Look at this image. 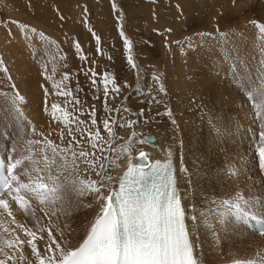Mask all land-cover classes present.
I'll return each mask as SVG.
<instances>
[{"label":"rangeland","instance_id":"1","mask_svg":"<svg viewBox=\"0 0 264 264\" xmlns=\"http://www.w3.org/2000/svg\"><path fill=\"white\" fill-rule=\"evenodd\" d=\"M113 3L116 4L117 11H113ZM85 6L87 12H85ZM178 14H181L180 17ZM61 16L64 19H61ZM6 20H16L30 27H35L37 32H44L50 40L56 43L50 45L45 40L34 44L31 39L26 40L25 33L16 26H0V59L4 61V65L0 67V82L6 81L0 87V129L6 130L3 124L12 106L10 96L17 94L22 97L26 96L24 92L27 90L30 93L33 86L30 81L40 82L39 80L46 79V76L51 77L46 81L53 84L57 83L56 85H60L62 89L64 85H67L68 90L73 92L74 98L79 99L80 104L69 102V106L73 108L75 115L80 120L88 118L91 124L92 113L95 112L94 118L97 120V124L94 127L91 125V129L101 132L103 142L112 139L103 127V121L106 119L118 122L140 120L141 126H137L138 123L135 125L137 138L140 139L145 134L147 136L161 134L159 128L170 123L167 114L168 108H173L172 111L177 110L182 113L178 119L181 123L177 120L179 125L181 124V126L186 127V130H189L187 131L189 140L186 141L189 142L193 138L195 140H193L194 145L199 146L204 142L200 146V153H204L201 160L210 169L213 167V172L219 173L218 175L217 172L213 174L212 183H209L208 188L210 190L207 189V193L214 196L213 199L215 200L213 201L232 196V193L234 195L237 191L240 192L241 188V193L252 194V196L259 194L258 196L263 198V193L258 186L259 182L257 183L254 179L257 178L256 174L261 173L258 166L257 151L260 146L259 119H254V109L250 103V108L247 106L248 100L245 99L243 91L251 80H256L259 83L264 79V34L259 31V25L264 24V0H235V3L233 0H0V23ZM253 21L256 23L253 24ZM121 27L131 42V51L126 50L123 38L119 34ZM167 29H171V31L169 32ZM93 32L100 37L99 42L92 35ZM28 35L31 38V32ZM77 41L81 45L79 49L75 47ZM49 50H51L52 55H48ZM85 55L88 57L87 60L82 59ZM129 55L133 57L135 63L137 62V67L140 69V80L145 84L142 90L145 93L142 94L143 96H132L129 99L131 100L129 102L131 110L126 106L124 99L128 93L129 95L132 94L136 87L138 70L137 68L133 69L128 64L127 57ZM5 67L8 69L7 72L3 71ZM89 69L98 74L108 73L117 84L121 85V91L119 93L110 91L106 98L103 77H96L97 83L93 85L91 83L92 77L88 74ZM65 73L70 76L69 80L62 79ZM212 75L213 77H211ZM9 76L12 77L11 80H8ZM125 81L127 87L123 86ZM11 85H15V87L11 92H8L7 90ZM18 85L22 88L17 87ZM161 85L166 89L168 98L159 91ZM25 87L27 88L24 90ZM16 88L18 90H15ZM109 88H111V83ZM19 89H22L23 93ZM15 91H20L21 94H16ZM2 93H7V95ZM203 95L205 98L207 97L208 101ZM214 98L215 100H212ZM23 100L25 99L23 98ZM71 100L72 98H69V101ZM236 104L240 106L238 107L241 110ZM231 107H234L235 113ZM116 109H121V111L117 113ZM123 109H128V111H123ZM142 109L144 110L143 115L140 114ZM232 116H236V118ZM238 119H243V121ZM210 121H215V124H210ZM116 128L113 126V130ZM118 129L125 130L126 128L118 127ZM206 129H209V133ZM228 134L233 135V137L238 136V138L235 137L234 139ZM0 138H3L1 133ZM215 138L217 143L212 142ZM252 138L255 140L253 144L250 143ZM224 139L228 145L225 144ZM204 140L213 145L210 148L215 150L205 148L206 142ZM229 140H232L231 143ZM232 143L237 145L238 151L236 153L243 154L237 153L239 156L236 154L235 157V153L230 147L233 145ZM6 145L9 147L11 142H7ZM238 147H241L240 149L245 147L243 150L246 153L242 150L240 152ZM247 150L255 157L251 159L252 165L246 159ZM214 153H218L219 157ZM244 156L243 159L246 161L243 160L242 162ZM237 157L241 159V162L238 161ZM210 161L214 162L212 163L213 166H210ZM225 163L228 165L227 168ZM229 163L236 167L242 163L243 168L240 167L246 171L243 170V172L240 167H237L240 168L238 170ZM252 168L255 170L253 171ZM232 169L233 171H231ZM257 170L260 171L257 172ZM233 172L242 173L237 176ZM235 175L239 180L233 178ZM219 176L223 180H220ZM215 177L219 179L216 180ZM228 178L230 185H233L228 184ZM212 179L216 180L217 184H214ZM218 181L221 183L220 185H218ZM222 181L225 183L222 184ZM251 183L255 185H251ZM225 184L227 187L224 188ZM238 184L240 188L237 187ZM232 187L237 191L233 190L232 192ZM218 188H222L219 189L220 192ZM243 189L245 190L243 191ZM252 190L257 191V193L253 194ZM197 205L198 215L200 214L202 221H205L203 216L206 213H203V209L207 207L204 206L207 203ZM200 209L202 210L200 211ZM210 209L207 212V217H211L206 218L208 224L210 223L209 220L211 221L213 218ZM260 214L257 208V215L263 217ZM240 225L244 227L238 223L236 230H234V241H236L234 246L236 248L243 245L241 243L243 240L241 238L242 233L238 229ZM246 241L254 244L253 240Z\"/></svg>","mask_w":264,"mask_h":264},{"label":"snow or ice","instance_id":"2","mask_svg":"<svg viewBox=\"0 0 264 264\" xmlns=\"http://www.w3.org/2000/svg\"><path fill=\"white\" fill-rule=\"evenodd\" d=\"M112 8L117 11L115 3ZM60 18L64 19L63 16ZM4 25L16 26L25 33V39H31L34 44L45 40L50 45L56 43L44 32H37L35 27L20 21L0 23V26ZM259 31L264 34V24L259 25ZM119 34L126 50L131 51L132 45L123 27ZM92 35L97 42L100 41L95 32ZM75 47L81 48L78 41ZM48 55H52L51 50ZM82 59L87 60L88 57L85 55ZM127 62L133 69L137 68L131 55ZM3 65L4 61L0 59V67ZM3 71L8 69L5 67ZM88 74L93 85L97 83L96 77H103L106 98L110 91H121V85L108 73L98 74L89 69ZM11 79L9 76L8 80ZM62 79L69 80L70 76L65 73ZM5 82H0V87ZM123 86H128L126 81ZM14 87L11 85L7 91L11 92ZM55 88L56 94L64 96L66 101L72 98L70 102L81 103L67 85L63 89L60 85H55ZM159 91L167 94L163 85ZM243 94L254 109V119H259L258 166L264 171V79L259 83L251 80ZM10 100L17 116L22 117L17 104L23 97L17 94ZM49 107L51 119L62 122L67 128L70 138L67 144L63 142V132L61 143H55L44 133H37L29 124L24 135L28 136L30 131L32 137L41 139L14 140L11 150L7 147L0 150V264H201L195 254L196 229H190L186 223V196H182L178 189L171 162L150 161L151 153L141 149L134 164L135 131L131 132L120 150L114 147L119 136L113 126L134 129L139 121H103L104 130L112 137L107 142L108 150L115 156L105 155L104 163L98 165L100 157L96 151H105L101 145V132L88 131V143L92 149L88 151L76 140V133L83 137L85 129L81 125L85 122L74 118L57 103L46 106L45 111ZM115 111L119 113L121 109ZM58 112L62 114L58 115ZM140 114H144L143 109ZM167 114L172 115L171 111ZM92 116L91 125L95 126V112ZM172 123L176 121L173 119ZM72 124L76 125L75 130ZM210 124L214 125L215 121H210ZM147 142L144 138L136 141L140 145ZM168 155L171 156V152ZM124 158L128 160L126 171L119 178L110 174L109 170L118 168L119 161ZM93 173L97 178H92ZM235 174L238 176L239 172ZM82 198H90L91 203L83 205ZM212 203L214 208L210 211L217 224L229 225L232 222L231 226L235 227L238 223L256 220L264 227V217L257 215L258 206L264 209V199L260 197L237 191L235 195ZM81 206L95 207L96 215L85 224L75 225L73 213ZM191 219L200 218L193 216ZM232 264H264V251L258 252L253 259H234Z\"/></svg>","mask_w":264,"mask_h":264},{"label":"bare ground","instance_id":"3","mask_svg":"<svg viewBox=\"0 0 264 264\" xmlns=\"http://www.w3.org/2000/svg\"><path fill=\"white\" fill-rule=\"evenodd\" d=\"M64 4V3H63ZM171 7V6H170ZM67 8V7H66ZM161 10V9H160ZM66 11V10H65ZM152 11V10H151ZM153 13V12H152ZM181 15V14H178V16ZM33 16V15H32ZM36 17V16H34ZM180 17V16H179ZM33 18V17H32ZM75 22V21H74ZM19 36V35H18ZM7 40V39H6ZM3 42V41H1ZM42 49V48H41ZM11 54V53H10ZM11 56V55H10ZM10 58V57H9ZM8 60V58H7ZM14 61V60H13ZM137 63V62H136ZM20 66V65H19ZM139 66V65H138ZM178 66V65H177ZM218 66V65H217ZM46 67V66H44ZM180 67V66H179ZM178 67V68H179ZM193 67V66H192ZM47 69V68H46ZM182 69V68H181ZM192 69V68H191ZM51 70V69H50ZM137 78L138 80L136 81L137 84H136V87L134 88V90L132 91V94L129 95V93L125 96V104L126 106L128 107L129 110H131L129 108V102L131 100H129L132 96H143L145 93H143V87L145 84H143L140 80V69L137 67ZM46 71V70H45ZM80 72V71H79ZM27 74V73H26ZM25 75V74H24ZM42 75V74H40ZM197 75V74H196ZM208 75H209V72H208ZM214 75V74H213ZM213 75L211 77H213ZM181 76V75H180ZM216 76V75H215ZM39 77V75H38ZM37 77V78H38ZM43 77V76H42ZM41 77V78H42ZM21 78V77H20ZM170 78V77H169ZM202 78V76H201ZM218 78V77H217ZM212 79V78H211ZM215 79V78H214ZM200 80V78H199ZM202 80V79H201ZM210 80V78H209ZM221 80V78H220ZM40 82H33V81H30L31 84H33L32 88H31V92L28 93L27 90L24 92L26 93V96L24 95L23 98L25 100H22L20 103L17 104V107L20 109V112L22 113V117H18L17 116V113H16V110L11 106V108L9 109L8 113H7V117L5 119V122H4V126H5V129L6 130H2L0 129V133L2 134L3 138H0V150H3L4 147H7L6 143L7 142H11V145L9 147H7L9 150H11V147L13 145V142L14 140H18V139H23L25 142L27 139H31V138H37V139H41V137L39 136H36V137H32L31 136V133L29 131V135L28 136H25L24 135V132L26 130H28V125L31 124L35 129H36V132L37 133H44L46 136H48L49 139H52L55 143H61V140H60V136H61V133L63 132L64 134V144H67L68 140L70 139L68 136H67V128L64 127L63 123H57L56 121H53L51 119V116H50V112H51V109L50 107L48 108V111H45V108L46 106H49L51 105L52 103H57L59 105H61V108L62 109H66L69 113L72 114V116L75 118L77 117L75 115V112L73 111V108H71L69 106V102L70 101H66L65 98L61 95H57L56 94V88H55V85L57 84H53L49 81H46V79H41L39 80ZM179 81V80H178ZM198 81V80H197ZM206 81V80H205ZM212 81V80H211ZM216 81V80H215ZM218 81V80H217ZM53 82V81H52ZM172 82V81H171ZM198 82H201V81H198ZM197 82V84H198ZM207 82V81H206ZM210 82V81H209ZM208 82V83H209ZM214 82V81H213ZM219 82V81H218ZM29 83V84H30ZM204 83V82H203ZM216 83V82H215ZM173 84V83H172ZM180 84V83H179ZM205 84V83H204ZM200 86V84H198ZM208 86V84H206ZM211 85H212V82H211ZM224 85V84H223ZM222 85V86H223ZM20 85H18L17 87H19ZM25 86V85H24ZM30 86V87H31ZM179 86V85H178ZM183 86V84H182ZM185 86V85H184ZM146 87V86H145ZM193 87V86H192ZM20 88H22V86H20ZM27 87L24 88V90L26 89ZM29 88V87H28ZM183 88V87H182ZM214 88V87H213ZM216 88V86H215ZM222 88V87H221ZM176 89V88H175ZM202 89V87H201ZM207 89V88H206ZM205 89V90H206ZM223 89V88H222ZM15 90H18L17 88ZM20 91L22 89H19ZM181 90V89H180ZM179 90V91H180ZM204 90V91H205ZM212 90V89H211ZM225 90V88H224ZM228 90V89H227ZM226 90V91H227ZM20 91H15L16 94L17 93H20ZM206 92V91H205ZM210 92V91H209ZM217 92V90H216ZM224 92V91H223ZM228 92V91H227ZM233 92V90H232ZM21 93H23V91H21ZM20 93V94H21ZM47 93V94H46ZM194 93V92H193ZM204 93V92H203ZM208 93V91H207ZM206 93V94H207ZM226 93V92H225ZM143 94V95H142ZM197 94V93H196ZM199 94V93H198ZM201 94V93H200ZM211 94V93H210ZM208 94V95H210ZM214 94V93H212ZM227 94V93H226ZM19 95V94H18ZM23 95V94H22ZM222 95V93H221ZM232 95V93H231ZM234 95V94H233ZM169 96V95H168ZM180 96V95H179ZM206 96V95H205ZM213 96V95H212ZM224 96V94H223ZM228 96V95H227ZM12 97V96H10ZM165 97H167V95L165 94ZM176 97V96H175ZM202 97V96H201ZM204 97V95H203ZM215 97V95H214ZM218 98V96H216ZM234 97V96H233ZM168 98V97H167ZM205 98V97H204ZM212 98V97H211ZM229 98H230V93H229ZM207 100V97L205 98ZM234 99V98H233ZM168 100V99H167ZM212 100H215L212 99ZM232 100V99H231ZM238 100V99H237ZM241 100V99H239ZM243 100V99H242ZM141 101V100H140ZM208 101V100H207ZM234 101V100H233ZM5 102V100H4ZM10 102V101H9ZM217 102V101H216ZM215 102V103H216ZM223 102V101H222ZM221 102V103H222ZM229 102V101H228ZM232 102V101H231ZM6 103V102H5ZM171 104V103H170ZM190 104V103H188ZM212 104V103H211ZM220 104V103H219ZM224 104V103H223ZM214 105V103H213ZM222 105V104H221ZM220 105V106H221ZM231 105V103H230ZM241 105V103H240ZM10 106V105H8ZM173 106V105H172ZM189 106V105H188ZM234 106V105H232ZM236 106L238 107L239 105L236 104ZM235 106V107H236ZM171 107V106H170ZM191 107V106H189ZM188 107V108H189ZM217 107V106H215ZM225 107V106H223ZM240 107V106H239ZM238 107V108H239ZM232 108V107H231ZM234 108V107H233ZM232 108V109H233ZM173 109V108H172ZM172 109L168 108L169 111H171L172 115L169 116V120H170V123L167 124L166 126L163 125V127L159 128L161 129V134H156L155 136H147L146 134L141 136V138H144V139H147L148 142L144 145H140V144H137L136 141L138 140V135L133 139V144L135 146V150L133 152V163L135 164L136 163V159L135 157L138 155V151L143 149L147 152H150L151 153V156H150V161H154L156 159H159L161 160L162 162L164 161H171L174 166H175V169H176V176H177V182H178V189L181 193L182 196H186V200L184 201V203L186 204V208H187V216H188V220L186 221V223L188 224L189 228L192 229V228H195L196 229V232H195V242H196V248H195V254L196 256L198 257V259L200 260L201 264H232V261L234 259H238V258H246V253H247V258L248 259H253L256 257V254L258 252H262L264 251V236H258L256 235L255 233L253 232H249V230L247 229V224H244V223H241L242 225H244V227H242L241 225V228L240 226H238V229L240 230V232L242 233V237L243 240L241 241V243H243V245H239V247H235L234 246V241L235 238H234V230H236V227L238 224H236L235 227H232L231 226V223L229 225H222V224H217L214 219L212 218L211 221L209 220V224L207 223V221H202V217L201 215L199 214L198 215V205L197 204H205L207 203V205H204V206H207L205 209H203V213H206L208 212V210L210 208H214V207H211L213 206V197L214 196H210L208 193H207V189L209 188V183H212L211 181V177L213 176V174H216V172H213V167L210 169L209 167H207V165L205 164L204 161H202L201 159L203 158L202 157V154L204 153H200L201 152V145L204 144H201L200 146L199 145H194L193 143V138L187 142L186 140L188 139L187 138V131L189 130H186V127L185 126H181V124L179 125L178 123V119L179 118V115L182 116V113L178 112L176 109V111H172ZM192 109V108H190ZM231 109V111H232ZM241 110V108H239ZM238 109V110H239ZM243 109V108H242ZM218 110V109H217ZM220 110V109H219ZM226 110V109H225ZM223 110V111H225ZM239 110V111H240ZM234 113L236 112L234 109H233ZM232 111V112H233ZM238 111V112H239ZM243 111V110H242ZM1 112V111H0ZM188 112V111H187ZM224 113V112H223ZM221 113V114H223ZM228 113V112H227ZM231 113V112H229ZM240 113V112H239ZM243 113V112H242ZM241 113V114H242ZM62 112H58V115H61ZM185 114V113H184ZM238 113H236L237 115ZM189 115V114H188ZM225 115V114H224ZM227 115V114H226ZM232 115V114H231ZM235 115V114H233ZM244 115V114H243ZM167 116V115H166ZM239 116V114H238ZM241 117H244L242 115H240ZM189 117V116H188ZM231 117V116H230ZM233 117V116H232ZM228 118V117H227ZM233 118H236L233 117ZM239 118V117H238ZM175 120L176 123L173 124L172 123V120ZM189 119V118H188ZM84 122L87 121L89 123V120L88 118L86 119H82ZM178 120V121H177ZM195 120V119H193ZM240 120V119H238ZM3 121V120H2ZM140 121V120H139ZM188 121V120H187ZM197 121V120H196ZM227 121V120H225ZM234 121V120H233ZM240 121H243L240 120ZM161 122V120H160ZM180 122V121H179ZM235 122V121H234ZM88 123L84 125H81L82 128L85 129L84 133H83V137L81 136L80 133H76V140H79L81 142V144H83L86 148V150L88 151H92L91 149V146L90 144L88 143V131L91 130L92 132H95L96 130L94 129H91V124ZM181 123V122H180ZM226 123V122H225ZM240 123V122H239ZM159 125V124H158ZM230 125V123H229ZM241 125V124H239ZM137 126H141L140 125V122L138 123ZM157 126V125H156ZM227 126V125H226ZM71 127L73 128V130H75V127L76 125L75 124H72ZM90 127V129H89ZM94 127V126H93ZM92 127V128H93ZM196 127V126H195ZM205 127V126H204ZM225 127V126H224ZM240 127V126H239ZM158 128V126H157ZM122 129V128H121ZM137 129V128H136ZM191 130V129H190ZM207 130V129H206ZM209 130V129H208ZM207 130V133H209ZM115 132L118 133V136L119 138L116 140L115 142V145L114 147L117 148V150H120L122 148V145L124 143L127 142L128 140V137L131 135V132L132 131H135V127L134 129H129V128H126L125 130H119L118 127L114 130ZM160 131V130H159ZM158 131V133H159ZM190 132H193V131H190ZM227 132V131H226ZM137 133V132H136ZM238 133V132H237ZM148 134V133H147ZM211 134V133H210ZM230 134V132H229ZM228 134V135H229ZM232 134V132H231ZM191 135V134H190ZM194 136V134H192ZM202 135V134H201ZM227 135V134H226ZM235 135V134H234ZM240 135V133H239ZM206 136V135H205ZM209 136V135H208ZM231 137H233V135H229ZM242 136V135H241ZM190 137V136H189ZM192 137V136H191ZM214 137V136H213ZM236 136H234L233 138L235 139ZM140 138V139H141ZM151 138H153V141L151 140ZM207 138V137H206ZM205 138V139H206ZM209 138V137H208ZM225 138V137H224ZM227 138V137H226ZM238 138V136L236 137ZM247 138V137H245ZM106 139V138H105ZM200 139V138H199ZM222 139V138H221ZM229 139V138H228ZM112 139H109V140H105V142L101 141V145L102 147L106 150L104 152H100L99 150L96 151V155L98 157H100V162H98V165L99 163H104V156L105 155H112L113 157L115 156V153H111L109 152L108 150V141H111ZM189 140V139H188ZM209 140V139H208ZM233 140V139H232ZM231 140V141H232ZM237 140V139H236ZM236 140H234L236 142ZM244 140V139H243ZM195 141V140H194ZM200 141V140H199ZM205 141V140H204ZM211 141V140H209ZM222 141V140H221ZM225 142V139L223 140ZM227 141V139H226ZM230 141V140H229ZM230 141V143H231ZM198 143V141H196ZM195 142V143H196ZM206 142V141H205ZM212 142L214 143H217V139H213ZM228 142V141H227ZM234 142V143H235ZM149 143V144H148ZM188 143V145H187ZM200 143V142H199ZM229 143V142H228ZM239 143V142H238ZM245 143V142H244ZM226 144V142H225ZM233 144V143H232ZM207 145V147H206ZM228 145V144H226ZM75 146V145H74ZM210 146L212 147L213 145H210L209 142H206L205 143V148H210ZM215 146V145H214ZM78 147V146H76ZM203 147V148H204ZM218 147V146H217ZM231 149L234 151L235 153V157H236V151H238L237 149V145L233 144V145H230ZM229 147V148H230ZM236 147V148H235ZM250 147V146H249ZM239 148V147H238ZM241 148V147H240ZM239 148V149H240ZM245 148V147H243ZM240 149V152L241 150L246 153L244 150ZM226 149V148H225ZM237 149V150H236ZM247 149V148H246ZM205 150V149H204ZM210 150H215L214 148H210ZM216 150H218L216 148ZM228 151H231L230 149H227ZM228 151H227V154H228ZM231 151V152H233ZM248 151V150H247ZM169 152H171V156H169ZM207 152V151H206ZM205 152V153H206ZM209 152V151H208ZM214 152V151H213ZM218 152V151H217ZM225 153V152H224ZM213 154V153H211ZM215 155H217V157H219L218 153H214ZM226 154V153H225ZM239 154V153H238ZM237 154V155H238ZM243 153H240L239 155H241ZM222 155V154H221ZM234 155V154H232ZM238 155V156H239ZM246 155V159H248V162L251 164V159L255 158L253 156V154L249 153L248 151V154H245ZM229 156V155H228ZM243 156V155H242ZM208 157V156H207ZM230 157V156H229ZM233 157V156H232ZM257 157V156H256ZM221 158V156H220ZM231 158V157H230ZM240 161L241 159V156L240 158L237 157ZM236 158V159H237ZM245 158L242 157V162L243 160L246 161V159H243ZM209 159V157H208ZM234 159V157L232 158ZM231 159V160H232ZM257 159V158H256ZM211 160V158H210ZM212 161V160H211ZM210 161V166L214 163V162H211ZM233 161V160H232ZM235 161V160H234ZM241 162V161H240ZM127 163H128V160L127 158H124L123 160L119 161V167L118 168H115L114 170L110 169L109 170V173L116 176L117 178H119L121 176V174L123 173V171L125 169H127ZM208 163V162H206ZM245 163V162H244ZM247 163V162H246ZM226 164V163H225ZM231 165V163H229ZM233 164V162H232ZM238 164V163H237ZM236 164V165H237ZM242 164V163H241ZM240 164V166H242ZM248 164V163H247ZM229 165V167H230ZM246 166V164H243ZM252 165V164H251ZM228 166L227 164L225 165V167ZM233 166V165H231ZM240 166H237V167H240ZM244 166V167H245ZM83 167V165L81 166ZM233 167H236V166H233ZM236 167V168H237ZM227 168V167H226ZM241 168V167H240ZM239 168V169H240ZM243 168V166H242ZM241 168V169H242ZM247 168H248V165H247ZM251 168V167H250ZM231 169V167H230ZM234 169V168H233ZM233 169L231 171H233ZM238 169V168H237ZM238 169V170H239ZM245 170V169H242V171ZM248 170V169H247ZM251 170V169H250ZM249 170V171H250ZM253 170V168H252ZM255 170V169H254ZM253 170V171H254ZM224 171V170H223ZM241 171V170H240ZM246 171V170H245ZM226 172V171H225ZM229 172V170H228ZM244 172V171H243ZM256 172V171H255ZM235 174V172H233ZM242 172H239V174H241ZM250 173V172H249ZM248 173V175L250 176V174ZM254 173V172H253ZM219 173L217 172V175ZM223 174V172H222ZM221 174V175H222ZM230 174V173H229ZM247 173L245 172V175ZM216 175V176H217ZM228 175V174H227ZM255 176V174H253ZM257 175V178H258V181H257V178H254L256 179V182L258 183V186L260 187L259 189H261L262 191V195H263V198L264 199V182L262 181V178H263V171L261 170V173L260 174H256ZM243 177V175H241ZM240 176V177H241ZM220 177V176H219ZM233 177V176H232ZM245 177V176H244ZM248 177V176H247ZM92 178H97L95 176V174L93 173L92 174ZM230 178V177H229ZM228 178V181H229V185H230V180H232V178H230L229 180ZM234 179H238V177H233ZM216 179V177L214 178ZM219 179V178H217ZM216 179V180H217ZM222 179V177H220V180ZM227 179V178H226ZM252 179V178H250ZM213 180V179H212ZM215 180V181H216ZM219 180V181H220ZM223 180V179H222ZM239 180V179H238ZM214 181V180H213ZM214 181V182H215ZM218 181V182H219ZM227 181V182H228ZM241 181V180H240ZM243 181V180H242ZM249 181V179H248ZM251 181V180H250ZM221 182V181H220ZM219 182L218 185H220L221 183ZM236 182V181H235ZM238 182V181H237ZM254 182V181H253ZM225 183V182H224ZM223 181H222V184H224ZM234 183V182H232ZM243 183V182H242ZM214 184H217V182H215ZM246 184V183H245ZM249 184V182H248ZM254 184V183H251V185ZM233 185V184H231ZM230 185V186H231ZM237 185V184H236ZM242 186V184H240ZM250 185V186H251ZM255 185V184H254ZM235 186V185H234ZM233 186V187H234ZM244 186V184H243ZM249 186V185H248ZM258 186L256 188H258ZM227 187V185L225 184L224 185V188ZM232 187V188H233ZM239 184H238V186ZM247 187V185H246ZM230 188V187H229ZM228 188V189H229ZM238 188V190H239ZM217 189V188H216ZM216 189H214L216 191ZM219 189H222V188H218ZM247 189V188H246ZM258 189V190H259ZM210 190V189H208ZM213 190V191H214ZM233 190L237 191V189L233 188L232 189V192ZM242 192V188L240 189ZM245 189H243L244 191ZM221 190H219L220 192ZM253 191V190H252ZM217 192V191H216ZM224 192V191H223ZM259 192V191H258ZM211 193V192H210ZM230 193H231V190H230ZM257 193L253 191V194ZM217 194V193H216ZM219 194V193H218ZM249 194V192H248ZM227 195V194H225ZM229 195V194H228ZM233 195V193H232ZM235 195V194H234ZM257 195V194H256ZM259 195V194H258ZM256 196V197H260V196ZM224 196V194H223ZM231 196V195H230ZM250 196H252V194H250ZM216 197V196H215ZM226 197V196H225ZM261 198V197H260ZM219 200V199H218ZM91 203V199L90 198H82V204L83 205H87ZM201 207V206H200ZM203 207V206H202ZM259 212L260 213H263L264 214V209H261L259 208V206L257 207ZM202 209H200L201 211ZM201 212V214H203ZM211 214V212H210ZM96 215V208L93 207V208H88L86 206H81L79 209H76L73 213V220L75 222V225H82V224H85L88 220H91L94 216ZM209 215V213H208ZM193 216H196V217H199L200 219L199 220H190L191 218L190 217H193ZM205 216V215H204ZM203 216V220H204V217ZM211 216H206V218H209ZM213 217V216H212ZM260 217V216H258ZM264 217V216H263ZM192 221V223H191ZM240 224V223H239ZM246 240H253L254 244H251L250 241L249 243L246 241ZM239 242V241H238ZM238 244V243H237ZM236 244V245H237Z\"/></svg>","mask_w":264,"mask_h":264},{"label":"water","instance_id":"4","mask_svg":"<svg viewBox=\"0 0 264 264\" xmlns=\"http://www.w3.org/2000/svg\"><path fill=\"white\" fill-rule=\"evenodd\" d=\"M151 140L153 141V138H151Z\"/></svg>","mask_w":264,"mask_h":264}]
</instances>
